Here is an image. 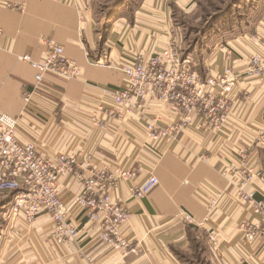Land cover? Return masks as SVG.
I'll return each mask as SVG.
<instances>
[{"label": "crops", "instance_id": "1", "mask_svg": "<svg viewBox=\"0 0 264 264\" xmlns=\"http://www.w3.org/2000/svg\"><path fill=\"white\" fill-rule=\"evenodd\" d=\"M135 1L122 0L118 13L108 15L101 10L109 3L99 0H83L81 12L60 0H0V112L19 119V140L35 142L48 158L91 153L97 169L113 172L124 166L136 172L139 184L151 175L159 181L143 200L132 198L129 182L112 193L131 213L124 235L140 245V253H118L98 239L97 226L79 215L73 217L80 230L79 242L57 247L49 215L26 225L4 214L0 264H264V237L249 244L240 231L242 223L257 221L250 207L241 206L231 195L205 222L208 211L196 195L198 189L206 193L227 189L220 170L235 162L240 150L246 151L263 176L245 191H256L257 198L264 194V136L255 140L264 130V87L244 76L247 60L257 50L250 37H264V13L255 22L251 17L241 21L238 32L242 33L224 44L215 43L216 37L210 45V38L208 48L193 46L186 53L184 59L203 78L223 73L227 53L232 54L240 77L231 119L220 132L205 131L200 128L202 117L194 113L189 128L172 143L160 145V155L145 129L150 120L162 126L178 121L165 104L149 102L144 116L115 121L100 115L106 120L104 128L91 121L94 108L125 84V76L117 69L125 50L136 47L146 57L171 45L182 50L174 9L183 5L186 9L194 0ZM10 3L25 4L26 12L9 9ZM43 37L63 47L64 54L82 69V77L64 81L46 76L43 89L34 95L32 110L24 114L23 91L33 90L36 72L18 58L29 55L40 60L46 52ZM58 190L68 203L81 192V184L64 176ZM185 213L193 224L185 221ZM210 231L218 233L219 246L212 245Z\"/></svg>", "mask_w": 264, "mask_h": 264}, {"label": "built area", "instance_id": "2", "mask_svg": "<svg viewBox=\"0 0 264 264\" xmlns=\"http://www.w3.org/2000/svg\"><path fill=\"white\" fill-rule=\"evenodd\" d=\"M60 1L74 6L78 12L82 11L83 0ZM7 7L26 12V6L22 3H10ZM249 42L258 51L249 56L244 76L258 80L264 87V37L252 35ZM42 43L46 52L40 60H33L29 55L18 58L36 72L33 90L24 88L23 91L24 114L32 110L34 95L43 89L46 76L64 81L82 77V69L75 60L64 54L61 45L49 37H43ZM226 61L228 65L223 73L203 78L173 45L160 54L147 57L136 47H130L124 51L117 68L125 76L123 88L111 92L109 101L94 108L91 121L104 128L107 124L103 116L107 117V121L131 115L144 116L149 102L165 104L178 121L162 126L158 121L150 120L145 129L151 145L160 155V145L172 143L189 128L194 113L203 119L201 129L220 132L231 119L240 77L235 73L230 52ZM19 127V119L0 112V195L12 198L5 216L32 225L41 215H49L53 223L54 243L62 247L65 243L79 242L80 230L73 221V217L79 215L97 226L98 239L118 253L123 256L140 253V245L124 235L131 213L126 205L115 200L112 193L123 182H129L132 198L143 200L159 185L158 178L151 175L139 184L136 182V172L124 166L116 167L113 172L97 169L91 153H68L54 159L48 158L35 142L23 143L19 140ZM263 136L264 130L261 129L255 140L259 142ZM236 153V161L224 165L220 170L221 176L228 182L227 189L212 193L198 189L196 195L208 211L205 222L231 195L241 206H249L257 221L242 223L240 231L244 234L245 242L254 244L264 237V194L257 198L256 191L248 193L245 187L263 176L258 167L251 164L246 151ZM64 176H72L81 184V192L68 203L58 190V182ZM184 219L194 223L186 213ZM208 236L213 246H219L216 231H210Z\"/></svg>", "mask_w": 264, "mask_h": 264}, {"label": "rangeland", "instance_id": "3", "mask_svg": "<svg viewBox=\"0 0 264 264\" xmlns=\"http://www.w3.org/2000/svg\"><path fill=\"white\" fill-rule=\"evenodd\" d=\"M121 1L99 0L100 4L109 3L106 8L101 6V11L115 15L118 13L116 7ZM183 6L182 9L174 7V22L178 24L182 38V52H179L184 54H181L183 59L186 53L192 51L193 46L208 48L206 43L210 38V45L216 37L218 38L215 43L220 45L224 44L226 39H233L242 33L238 32L241 21L245 23L251 17L255 22L264 13V0H194L188 8L183 9ZM11 199L9 196L0 195V229L5 223L3 216L12 204Z\"/></svg>", "mask_w": 264, "mask_h": 264}]
</instances>
